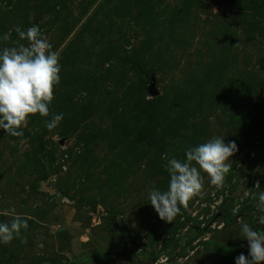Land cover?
<instances>
[{
	"label": "rangeland",
	"instance_id": "obj_1",
	"mask_svg": "<svg viewBox=\"0 0 264 264\" xmlns=\"http://www.w3.org/2000/svg\"><path fill=\"white\" fill-rule=\"evenodd\" d=\"M17 26L39 27L60 80L49 116L30 115L21 136L0 129V222L28 224L0 243V264L248 255L241 222L264 230V0H0V51L27 43ZM214 136L238 148L223 186L201 173L200 194L160 220L147 200L167 189V161Z\"/></svg>",
	"mask_w": 264,
	"mask_h": 264
},
{
	"label": "clouds",
	"instance_id": "obj_2",
	"mask_svg": "<svg viewBox=\"0 0 264 264\" xmlns=\"http://www.w3.org/2000/svg\"><path fill=\"white\" fill-rule=\"evenodd\" d=\"M15 32L21 41L27 43L0 51V129L12 136H21L19 129L26 125L30 115L49 116L48 106L60 80V65L58 54L51 51L52 45L42 37L38 26L26 30L17 26ZM9 35L5 34L4 40H8ZM61 119L62 114H55L51 121H45V127L51 130ZM236 151L235 142L225 144L224 139L214 136L189 148L185 161L169 159L165 166L170 176L167 189L153 188L148 192L147 201L159 219L172 223L181 207H186L194 196L200 194L203 188L201 173L207 175L212 186L222 187L231 167L229 158ZM259 188L257 181L256 189ZM256 207L262 213L255 217L256 222L264 225V191L259 192ZM27 228V221L19 216L12 218L10 223L0 222V243H10ZM240 231L247 241L248 255L241 253L235 264H264V230L241 222ZM21 243L26 240L22 239Z\"/></svg>",
	"mask_w": 264,
	"mask_h": 264
},
{
	"label": "trees",
	"instance_id": "obj_3",
	"mask_svg": "<svg viewBox=\"0 0 264 264\" xmlns=\"http://www.w3.org/2000/svg\"><path fill=\"white\" fill-rule=\"evenodd\" d=\"M254 3H261V0H252ZM143 82H145V79L143 78ZM159 99L158 98H153V102L154 103H156L157 101H158ZM154 103H152L151 102V106H149L148 108L146 107L144 110H143V113L145 114V111L147 110V111H150V112H152L153 111V104ZM146 116H149V114L147 113V115ZM150 121H152L153 120V118L151 117L150 119H149ZM152 135H153V132H152V130H149L148 132H147V134L145 135V139L150 143L151 142V140H152ZM254 229H258L257 227H255V226H252ZM153 240H155L154 238H153ZM157 243V246H159V245H161V243H158V242H156ZM110 256V255H109ZM108 256V257H109ZM59 264V263H58Z\"/></svg>",
	"mask_w": 264,
	"mask_h": 264
},
{
	"label": "water",
	"instance_id": "obj_4",
	"mask_svg": "<svg viewBox=\"0 0 264 264\" xmlns=\"http://www.w3.org/2000/svg\"><path fill=\"white\" fill-rule=\"evenodd\" d=\"M148 92L150 93V95L152 97H156L157 96V93L154 90V82L153 81H151L150 84L148 85Z\"/></svg>",
	"mask_w": 264,
	"mask_h": 264
}]
</instances>
